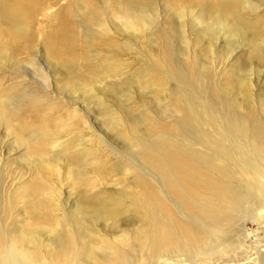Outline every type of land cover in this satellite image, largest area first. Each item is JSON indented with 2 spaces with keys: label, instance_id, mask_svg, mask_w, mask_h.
<instances>
[{
  "label": "rangeland",
  "instance_id": "374dc122",
  "mask_svg": "<svg viewBox=\"0 0 264 264\" xmlns=\"http://www.w3.org/2000/svg\"><path fill=\"white\" fill-rule=\"evenodd\" d=\"M134 1L149 11L148 24L134 22L128 26L131 15H127V0H26L23 8L27 11L33 6L34 14L26 19L29 24L24 38L13 41L3 37L0 96L3 93L17 103L13 110L16 112L5 120L0 110V211L3 207L9 218L12 214L15 232L35 229L28 218L32 202L20 196L29 185L48 192L60 188L62 202L68 195L74 198L80 190L74 186L66 162H45L43 154L28 146V134L35 135L38 142L39 136L48 134L45 141L53 143L55 132L62 131L63 125L71 122L66 134L76 133L78 120L84 118L83 114L88 115L90 123L83 128L87 133L84 141L100 147L110 164L119 169L147 173L155 179L137 155V145L145 140L161 139L168 145L183 147L191 145L192 140L199 141L194 149L202 152L201 140L210 131L228 144L221 136L222 130L232 134L226 121L228 112H233L240 124L256 117L250 131L253 137L256 127L264 130V59L253 51L255 44L264 51V0H241V18L244 22L257 20L256 34L246 31L225 37L220 33L216 45L210 38L196 36L197 26L189 16L180 19L179 14L185 10L182 0ZM58 32L60 49L54 53L48 48L47 39ZM246 77L251 81L250 93L254 94L251 113L239 91V82ZM147 83L150 87L154 84L153 90L148 89ZM101 89H106L102 100ZM85 95L91 97L88 107ZM74 111L79 118L69 120V113ZM135 121L139 124H133ZM254 148L264 154V144L256 143ZM232 149L236 147L233 145ZM230 150L227 151L231 154ZM46 163L56 166L43 170ZM201 164L204 165L202 160ZM246 167L264 174L253 160ZM84 170L86 176L90 167L85 166ZM116 179L110 177L105 181L109 185L104 187L109 191L118 188ZM233 186L257 190L243 182ZM263 187L259 185L258 190ZM175 201L176 195L167 200L169 204ZM263 208L264 198L253 196L251 201L240 196L234 212L224 218L189 208L183 217L192 227H201V235L209 230L210 235L223 237L222 249L209 242L211 236H205L202 244L205 251L211 250H207L209 253L181 252L171 260L152 262L258 264L257 252L264 251V214L259 216ZM19 241L26 243L25 238ZM2 257L6 260L5 254Z\"/></svg>",
  "mask_w": 264,
  "mask_h": 264
},
{
  "label": "bare ground",
  "instance_id": "6f19581e",
  "mask_svg": "<svg viewBox=\"0 0 264 264\" xmlns=\"http://www.w3.org/2000/svg\"><path fill=\"white\" fill-rule=\"evenodd\" d=\"M25 1L0 0V51L4 47L3 37L13 41L24 38L29 24L26 19L34 14L33 6L27 7V11L23 8ZM127 1H130L127 15H131L128 26L134 22L147 23L149 11L140 8L141 4L134 0ZM181 4L185 10L179 14L180 19L189 16L194 27L197 26L195 32L193 30L196 36L210 38L213 45L218 43L220 33L225 37L228 34L234 37L246 31L255 32L257 20L244 22L241 18L244 12V9L240 10L241 0H182ZM106 33L107 29L104 31ZM58 40L59 32L47 39L48 48L54 53L60 49ZM253 51L258 58L264 59V51L259 44L253 46ZM250 82L247 77L241 78L239 91L243 103L248 106L246 109H251V113L254 110L250 102L254 94L250 93ZM147 84L148 89L153 90L154 84L151 87V84ZM113 90L110 89L111 92ZM99 93L105 94L106 89L99 90ZM104 94L99 97L101 100ZM86 99L89 100L88 107L91 97L85 95L84 103ZM14 103L17 101L5 98L1 93L3 120L16 112L13 111ZM83 116L78 120L80 126L75 127L76 133L66 134L72 125L69 122L62 126V131L55 132L53 143L45 141L48 134L39 136L43 143L36 141L33 134L26 135L28 146L43 154L45 162H66L71 169V180L80 190L74 198L68 195L62 202L60 188L48 192L35 188V185L26 187L20 196L32 202L28 218L35 229L29 232H15L12 214L9 218L1 207L0 264H153L154 260L170 259L181 252L209 253L211 250L205 251L206 247L202 244L204 237L211 236L209 242L219 245L220 249L223 247V237L210 235L209 230L201 235L198 232L201 227H192L183 217L184 212L195 208L200 214L212 213L224 218L234 212L240 196L250 201L252 196L264 198V187L258 190L259 185H264V174L246 167V163L253 160L264 170V154L254 148L256 143L264 144V130L256 127L254 137L250 133L256 117L246 124H240V119L233 112H228L226 121L232 134L222 130L221 135L228 144L208 131L209 134L200 143L204 150L202 152L194 149L199 141L192 140L191 145L183 147L181 144L168 145L161 139L145 140L142 145H137L136 150L143 166L156 177L152 179L147 173L133 174V171L110 164L111 160L104 157L105 153L100 147L90 146L89 140V143L84 141L83 136L87 133L83 128L90 123V119L88 115ZM77 118V111L69 113V120ZM133 124H139V121ZM114 128L121 130L120 126ZM19 131L23 129L19 128ZM142 133L147 134L146 131ZM233 145L236 149H232ZM55 166L46 163L41 168L53 170ZM85 166L90 167L86 176ZM90 174L94 178H90ZM113 176L117 178L115 182L119 187L109 191L104 187L109 185L105 181ZM242 182L257 190L245 191L233 186ZM173 195L178 197V201L169 204L167 200L172 199ZM11 211L14 213L13 208ZM260 211L259 216L264 214V208ZM21 238H25L26 243L19 241ZM263 252H257L258 264H264ZM3 253L6 256L4 261Z\"/></svg>",
  "mask_w": 264,
  "mask_h": 264
}]
</instances>
